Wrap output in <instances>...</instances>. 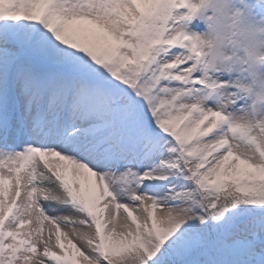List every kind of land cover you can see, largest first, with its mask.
<instances>
[{"label":"snow or ice","instance_id":"snow-or-ice-1","mask_svg":"<svg viewBox=\"0 0 264 264\" xmlns=\"http://www.w3.org/2000/svg\"><path fill=\"white\" fill-rule=\"evenodd\" d=\"M175 2L0 0V264H264V126Z\"/></svg>","mask_w":264,"mask_h":264},{"label":"clouds","instance_id":"clouds-1","mask_svg":"<svg viewBox=\"0 0 264 264\" xmlns=\"http://www.w3.org/2000/svg\"><path fill=\"white\" fill-rule=\"evenodd\" d=\"M185 9L183 12L175 10ZM172 17L178 24L185 56L201 78L217 83L228 75L244 101L232 113L237 123L264 126V17H257L249 0H176ZM198 17L205 25L192 31L187 22Z\"/></svg>","mask_w":264,"mask_h":264},{"label":"rangeland","instance_id":"rangeland-1","mask_svg":"<svg viewBox=\"0 0 264 264\" xmlns=\"http://www.w3.org/2000/svg\"><path fill=\"white\" fill-rule=\"evenodd\" d=\"M176 12H183V11H186L185 9H178V10H175ZM188 24V27L190 30L192 31H202L204 30L205 28V25L202 21L199 20L198 17L196 18H193L191 21H188L187 22ZM221 79H229V76L228 75H223L221 76ZM55 207H58L57 205H55ZM55 214H58V215H73V216H78L79 214L76 213L74 210H72L71 208H67V207H60V211L55 213ZM125 214L123 213V211L121 210V213H120V216H119V220L122 222L123 220V216ZM67 230V229H65ZM45 236H47V227L45 229ZM52 243L54 244L55 243V238L53 236V240H52ZM78 244L80 243L79 241L77 242Z\"/></svg>","mask_w":264,"mask_h":264},{"label":"bare ground","instance_id":"bare-ground-1","mask_svg":"<svg viewBox=\"0 0 264 264\" xmlns=\"http://www.w3.org/2000/svg\"><path fill=\"white\" fill-rule=\"evenodd\" d=\"M51 206H52V207H55V204H52Z\"/></svg>","mask_w":264,"mask_h":264}]
</instances>
